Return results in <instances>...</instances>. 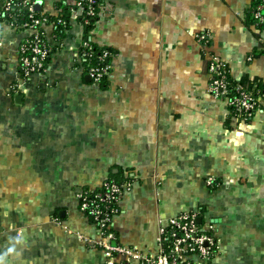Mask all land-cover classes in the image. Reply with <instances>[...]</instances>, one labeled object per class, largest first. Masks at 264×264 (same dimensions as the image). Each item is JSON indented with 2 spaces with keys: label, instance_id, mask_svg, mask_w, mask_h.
I'll list each match as a JSON object with an SVG mask.
<instances>
[{
  "label": "crops",
  "instance_id": "1",
  "mask_svg": "<svg viewBox=\"0 0 264 264\" xmlns=\"http://www.w3.org/2000/svg\"><path fill=\"white\" fill-rule=\"evenodd\" d=\"M252 2L99 0L93 24L72 22L29 80L17 71L29 32L0 18V264L100 263L99 231L77 193L125 172L115 242L153 254L160 226L193 212L218 252L190 264H264V110L229 119L226 97L208 91L212 57L235 81L264 82ZM83 39L112 52L103 83L80 67Z\"/></svg>",
  "mask_w": 264,
  "mask_h": 264
},
{
  "label": "built area",
  "instance_id": "2",
  "mask_svg": "<svg viewBox=\"0 0 264 264\" xmlns=\"http://www.w3.org/2000/svg\"><path fill=\"white\" fill-rule=\"evenodd\" d=\"M0 2V18L13 28L29 32L20 40L17 48V71L23 80L46 72L50 54L54 49L63 46L57 28L65 34L72 22L83 27L91 26L98 15L99 4V0H55L56 3L65 4V14L60 15L61 7L58 5L55 6L53 14L40 8L36 10V0ZM250 13L256 26L264 25V0H255ZM47 27L52 29L53 44L48 41ZM206 37V34L198 35L204 41ZM95 53L94 45L83 39L77 50V58L90 80L100 83L111 71L108 58L112 52L108 48H102L96 54V63L87 62ZM83 60H86V64H83ZM208 72V91L215 96L226 97L236 120L245 121L257 111L264 110V88L255 92L241 84L229 88L224 62L217 57L209 60ZM214 182V178L206 179L208 185ZM101 185V189L81 190L77 193L80 210L83 213L88 211L99 231L96 244L102 251L103 259L98 264H131L132 260H137L139 264H190L192 255L205 261L217 254L218 240L214 230L200 225L196 213L193 212L178 214L160 226L157 251L153 254L111 243L114 234L107 228L113 226V218L120 211V200L130 184L104 181Z\"/></svg>",
  "mask_w": 264,
  "mask_h": 264
},
{
  "label": "trees",
  "instance_id": "3",
  "mask_svg": "<svg viewBox=\"0 0 264 264\" xmlns=\"http://www.w3.org/2000/svg\"><path fill=\"white\" fill-rule=\"evenodd\" d=\"M254 1H255V0H253V2H252V6H253V4H254ZM57 5L61 7L60 15H64V14H65V8H64L65 4H63L62 2H59V3H57ZM251 8H252V7H251ZM251 19H252V17H251ZM258 27H264V25H260V26H258ZM56 31H58V32L60 33V38L62 39L63 34L60 32L61 30H59V28H57ZM94 47H95V50H96L95 55H94L90 60H87V62H91L92 64H94V63L97 62L96 54H97V52H99L100 49H102V48H98V47H96L95 45H94ZM55 50H56V49H54L53 52H54ZM53 52L50 54V56L53 54ZM17 56H18V53H17ZM50 56H49L48 60L50 59ZM109 59H110V58H108V60H109ZM48 60H47V62H48ZM108 60H107V61H108ZM83 64H86V60H83ZM224 70L226 71V77H225V78H226V81L228 82V87H229V88H232L233 86H235V85H237V84H241V85L245 86L246 88L253 90L254 92L257 91L258 89L261 90V89L264 88V82H261L259 79H248V78H243V79H241L240 81H235V80L230 76V74H229V72H228V68H227V66L225 65V63H224ZM84 73H85V72H84ZM85 74H86V73H85ZM104 81H105V78L102 79L100 83H103ZM254 84H257L256 87H253ZM228 106H229V105H228ZM229 110H230V114H229L228 118L230 119V118H232V117L234 116L232 106H229ZM237 121H238V120H237ZM104 181H114V182H118V183H126V182H127V183H130V176L128 175L127 172H125L124 174L110 173V175H109L107 178H105ZM104 181H103V182H104ZM103 182H102V183H103ZM101 188H102V185H99V186L94 187V188L84 187V188H82V191H84V190H89V189H94V190L97 189V190H98V189H101ZM78 203H79V202H78ZM84 214H85L87 217H89L90 220L94 223V221H93L91 215L88 213V211H86ZM200 225H202V224L200 223ZM107 229L110 230V231L114 234L113 239H111V243H113V244H120V243H118V242H115V232H114L113 228L110 227V228H107ZM164 243H167V242L165 241ZM121 245H122V244H121Z\"/></svg>",
  "mask_w": 264,
  "mask_h": 264
},
{
  "label": "water",
  "instance_id": "4",
  "mask_svg": "<svg viewBox=\"0 0 264 264\" xmlns=\"http://www.w3.org/2000/svg\"><path fill=\"white\" fill-rule=\"evenodd\" d=\"M40 5H41V0H36V2H35V9L36 10H39V8H40ZM87 78H89L88 76H86ZM90 79V78H89ZM20 97V95H16V99H18ZM197 221L198 222H200L201 221V218L200 217H198L197 218Z\"/></svg>",
  "mask_w": 264,
  "mask_h": 264
},
{
  "label": "rangeland",
  "instance_id": "5",
  "mask_svg": "<svg viewBox=\"0 0 264 264\" xmlns=\"http://www.w3.org/2000/svg\"><path fill=\"white\" fill-rule=\"evenodd\" d=\"M254 22V21H253Z\"/></svg>",
  "mask_w": 264,
  "mask_h": 264
}]
</instances>
